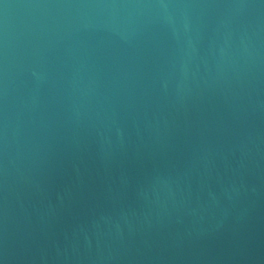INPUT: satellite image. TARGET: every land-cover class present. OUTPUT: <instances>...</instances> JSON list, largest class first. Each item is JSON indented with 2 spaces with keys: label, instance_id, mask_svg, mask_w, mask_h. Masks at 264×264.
Returning a JSON list of instances; mask_svg holds the SVG:
<instances>
[{
  "label": "water",
  "instance_id": "obj_1",
  "mask_svg": "<svg viewBox=\"0 0 264 264\" xmlns=\"http://www.w3.org/2000/svg\"><path fill=\"white\" fill-rule=\"evenodd\" d=\"M0 264H264V0H0Z\"/></svg>",
  "mask_w": 264,
  "mask_h": 264
}]
</instances>
